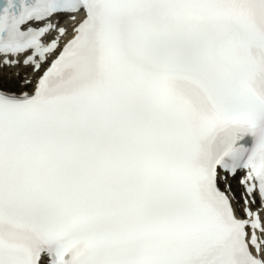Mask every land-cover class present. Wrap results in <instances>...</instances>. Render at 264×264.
Masks as SVG:
<instances>
[{
	"label": "snow or ice",
	"instance_id": "obj_1",
	"mask_svg": "<svg viewBox=\"0 0 264 264\" xmlns=\"http://www.w3.org/2000/svg\"><path fill=\"white\" fill-rule=\"evenodd\" d=\"M18 65L40 75L0 89V264H264V0H3ZM241 171L251 219L218 186Z\"/></svg>",
	"mask_w": 264,
	"mask_h": 264
},
{
	"label": "bare ground",
	"instance_id": "obj_2",
	"mask_svg": "<svg viewBox=\"0 0 264 264\" xmlns=\"http://www.w3.org/2000/svg\"><path fill=\"white\" fill-rule=\"evenodd\" d=\"M0 78H3L1 74H0ZM1 80H2V83H13L14 82L13 80H7V79L4 80V78ZM12 85H15V83L11 84V86Z\"/></svg>",
	"mask_w": 264,
	"mask_h": 264
}]
</instances>
